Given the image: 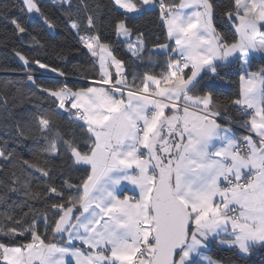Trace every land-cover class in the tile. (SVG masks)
<instances>
[{"label":"snow or ice","instance_id":"6c2138e0","mask_svg":"<svg viewBox=\"0 0 264 264\" xmlns=\"http://www.w3.org/2000/svg\"><path fill=\"white\" fill-rule=\"evenodd\" d=\"M54 3L83 48L97 58L99 80L81 88L48 87L29 71L25 82L33 95L54 108H37L19 118L12 109L20 106L16 99L22 90L16 88L11 101L7 92L0 96L8 136L0 143V161L21 164L20 175L0 180L5 189L0 201L7 206L9 192L25 197L3 216V234L10 242H0V264H223L204 254L213 241L241 257L264 249V68L249 70L257 54L264 60V0H231L223 12L238 37L231 42L217 32L210 0H112L123 17L113 21L115 35L127 41L131 56L141 63L146 51L154 62L152 49L166 56L167 70L159 74L126 71L125 61L101 41L99 5L92 9L80 0L74 12L71 0ZM157 6L166 42L148 49L144 32L127 20ZM16 7L0 4L3 28L11 26L12 37H28L35 48H43L18 17L10 18L9 9ZM19 11L57 27L39 0H20ZM12 51L26 68L36 65L66 75L15 47ZM235 64L241 70L239 92L228 104L244 117L239 125L248 134L242 137L219 122L221 109L225 115L227 109L208 82L225 79L224 70ZM60 110L73 125L63 132L54 130L53 116ZM9 140L17 147L33 141L32 159L9 150ZM41 157H46L43 164ZM65 158L86 169L79 184L64 181L74 192L67 199L48 183L50 161ZM35 181H43L42 190L33 189ZM127 184L138 194H124ZM29 201L43 203L57 217L51 225L47 214L42 218L45 234L50 228L56 242L43 238L39 210Z\"/></svg>","mask_w":264,"mask_h":264},{"label":"trees","instance_id":"16d2710c","mask_svg":"<svg viewBox=\"0 0 264 264\" xmlns=\"http://www.w3.org/2000/svg\"><path fill=\"white\" fill-rule=\"evenodd\" d=\"M57 2H59V0H57ZM71 2L73 4L72 11L75 12L80 0H71ZM85 2L92 9H95L96 6L99 5L97 27L99 29L101 41L109 43L117 58L125 61V69L127 72L142 73L148 71L152 74H159L167 70L165 65L167 57L158 52H154V49H152L153 44L157 42H166L165 32L159 20L158 7L155 11L145 12L143 15H130L127 20L130 27L144 32L147 48L152 49L151 55L154 62H149V53L146 51L143 55V63H141L139 60H135L128 52L127 41H122L115 35L113 21L123 17L120 15V12H117L113 8L112 0H85ZM166 2L178 3L179 0H166ZM39 3L45 14L56 22L57 27L54 29H50L37 15L28 16L21 13L19 11L20 0H0V4L17 5L16 8L9 9L10 18L13 16L18 17L27 27L31 35L36 36L44 45L43 48H35L28 37H25L24 41L12 37L11 26L5 31L2 22H0V96H2L4 92H7L11 101L15 95V89L20 88L22 90L23 95L16 99V103L20 106L12 109V104H9V108L12 109L17 118H19L21 114L32 112L37 108H43L46 111L54 108L49 101L42 99L39 94L33 95L34 89L31 88L30 82H25L26 74L29 71H31V74L38 83L48 87H56L60 84L67 83L71 88H81L90 86V81L99 80L98 64L95 66L93 65V61L97 58L92 57L91 53L83 48L74 32L67 27L64 11L54 3V0H39ZM210 3L214 6L215 15L213 24L217 32L224 35L229 42L233 41L237 38L234 28L231 22L227 21L223 16V12L230 6L231 0H210ZM65 8H67V5H65ZM81 34L83 35L84 33ZM134 37L135 34L133 35V38ZM4 41H7V43L5 44ZM14 47L22 51L29 59L39 58L43 63L50 64L52 67L60 69L66 75L59 76L58 73H53L50 69H40L36 65H31L30 69L26 68L23 61L13 53L12 49ZM75 49H79V51H74ZM261 68H264V60L260 57H254L251 61L249 70L259 71ZM224 71L227 72L225 79L208 82L214 83L215 87L213 90L216 97L227 109L226 115L224 109H221L220 120L229 123L228 118H230L232 121L231 124L240 126L239 122L243 120L244 117L228 104V101L236 97L239 92L240 66L239 64L229 65ZM221 74L224 75V72ZM129 80H131V75H129ZM9 81L12 83L8 88H5L6 82ZM137 83H139V81H137ZM5 116L6 114L0 111V143L8 139V136H6L4 132ZM53 120L55 131L63 132L70 126H73L68 119V113L63 110H60V114L54 115ZM7 122L11 125L13 121L8 119ZM79 131V128H77L78 133ZM81 139H86V137H81ZM8 149H15L23 159H32V152L37 149V145L30 140L27 142L26 147H17L14 141L9 140ZM44 159H46V157H41V164H43ZM48 166L52 169V179L49 180L48 183L54 184L58 189L64 191L65 199H67L69 195H74V192L66 190L64 181L68 180L69 183L73 185L79 184L86 174V169L83 167H73L71 162L67 161L66 158L54 159L50 161ZM13 172L17 175L21 174V164L19 160L9 164L0 161V180L9 181ZM34 175L39 174L34 173ZM38 186L42 190L43 181H35L33 189L36 190ZM16 187H19V185H16ZM4 191L3 185H0V195H2ZM24 199L25 197L22 192H9L7 206L0 201V242H10L3 234L4 225L6 223L3 219L5 212L7 211L11 214L13 209L10 206L19 204ZM52 202L58 201H49V203ZM29 203L34 204V207L39 210L38 215L41 218L39 230L43 238L46 242H49L50 239L51 242H56L50 228L47 234H45L42 218L47 214L49 224L51 225L57 217L53 214L52 210L47 209L43 203H35L33 201H29ZM27 210V208H24V211ZM15 214L17 218H19L21 215L20 210L16 209ZM208 249L210 256L216 260L222 261L223 264H229L234 261L238 264H245L246 262V258L241 257L235 250H230L224 246L221 247L215 241L212 242ZM254 254L255 258H257L254 264H264V249H258Z\"/></svg>","mask_w":264,"mask_h":264},{"label":"crops","instance_id":"0c3cea01","mask_svg":"<svg viewBox=\"0 0 264 264\" xmlns=\"http://www.w3.org/2000/svg\"><path fill=\"white\" fill-rule=\"evenodd\" d=\"M214 22V21H213ZM232 24V23H231ZM233 26V25H232ZM233 28H234V26H233ZM238 38V37H237ZM236 38V39H237ZM119 39H121L122 41H125L123 38H119ZM132 40L134 41L135 40V37L133 38L132 37ZM169 43H172L171 41H168ZM127 46H128V44H127ZM127 49H128V47H127ZM154 52H157L155 49L153 50ZM129 52V51H128ZM130 53V52H129ZM131 54V53H130ZM256 58H258V57H260L258 54L255 56ZM260 70V69H259ZM112 71H113V73H115V69L113 68L112 69ZM251 71V70H250ZM253 72H256V71H253ZM96 81H98V80H96ZM90 86H95L94 84H93V82H91V85ZM219 122L221 123V124H225L224 122H222L221 120H219ZM228 126H230L229 124H228ZM231 127V126H230ZM232 128V127H231ZM232 131L237 135V136H239V137H242V136H244V134H242L241 132H239V131H237V130H235V129H233L232 128ZM134 189V186H132L131 184H127V186L125 187V189H124V194H127V195H129V196H135V195H137L138 194V190H133ZM78 246L80 245V242L79 241H76L75 242ZM212 244V243H211ZM210 244V245H211ZM209 245V246H210ZM221 247H223L222 245H220ZM224 247H226V246H224ZM86 250V249H85ZM209 250V249H208ZM206 251L204 254L206 255V256H208V257H210L211 259H213V260H216V259H214L213 257H211L210 256V254H209V251ZM229 264H238L237 262H231V263H229Z\"/></svg>","mask_w":264,"mask_h":264},{"label":"built area","instance_id":"2783aa9c","mask_svg":"<svg viewBox=\"0 0 264 264\" xmlns=\"http://www.w3.org/2000/svg\"><path fill=\"white\" fill-rule=\"evenodd\" d=\"M158 7V6H157ZM220 120V119H219ZM222 121V120H221ZM222 122H224V121H222ZM225 124H229L233 129H235V130H237V131H239V132H241L242 134H244V135H247L248 134V132H247V130L246 129H244V128H242V127H240V126H236V125H233V124H231V123H226V122H224ZM255 254H253L252 256H250V257H244V258H246V262H245V264H254L255 262H256V259L257 258H255V256H254Z\"/></svg>","mask_w":264,"mask_h":264},{"label":"rangeland","instance_id":"374dc122","mask_svg":"<svg viewBox=\"0 0 264 264\" xmlns=\"http://www.w3.org/2000/svg\"><path fill=\"white\" fill-rule=\"evenodd\" d=\"M32 18V17H31ZM93 82V81H90V83Z\"/></svg>","mask_w":264,"mask_h":264}]
</instances>
